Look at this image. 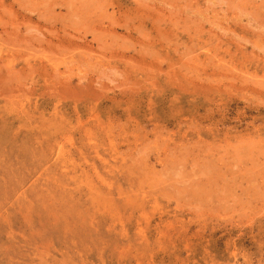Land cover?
<instances>
[{
  "label": "rangeland",
  "instance_id": "obj_1",
  "mask_svg": "<svg viewBox=\"0 0 264 264\" xmlns=\"http://www.w3.org/2000/svg\"><path fill=\"white\" fill-rule=\"evenodd\" d=\"M0 264H264V0H0Z\"/></svg>",
  "mask_w": 264,
  "mask_h": 264
}]
</instances>
